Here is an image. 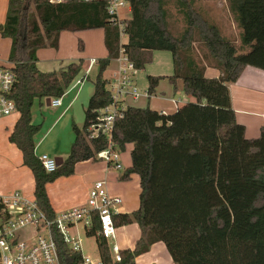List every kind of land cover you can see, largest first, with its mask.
Listing matches in <instances>:
<instances>
[{"label":"trees","instance_id":"obj_1","mask_svg":"<svg viewBox=\"0 0 264 264\" xmlns=\"http://www.w3.org/2000/svg\"><path fill=\"white\" fill-rule=\"evenodd\" d=\"M132 16L124 19L128 41L121 43L118 25L111 20L104 0H9L1 34L12 39L9 60L16 83L12 96L20 116L9 135L33 172L35 198L49 218L54 211L47 186L59 177L75 173L76 164L98 160L111 143L101 131L94 135L102 108L113 101L104 72L121 48L136 69L152 61L154 50L173 55L175 85L184 80L185 92L194 98L174 113L150 106L128 105L112 130L114 150L133 143L132 164L121 174L140 177V205L114 215L116 227L138 223L141 235L133 248L113 255L111 242L98 234V214L86 231L95 236L103 264H136L138 255L156 242H164L175 264H264V126L249 138L232 105L229 84L236 82L248 65L264 69V0H229L241 29V45L198 11L191 0H128ZM178 3L186 26L175 33L170 4ZM103 28L108 55L99 60L95 89L80 127L73 122L75 140L64 162L46 171L36 153L35 136L41 124L33 122L36 100L64 95L79 76L82 62L44 72L37 65V51L58 47L64 30ZM205 50L203 59L193 53L194 42ZM218 68L208 77L206 68ZM163 76L149 75L148 92L156 91ZM3 205L0 203V210ZM55 239L63 259L82 263V253L72 251L60 234Z\"/></svg>","mask_w":264,"mask_h":264},{"label":"crops","instance_id":"obj_2","mask_svg":"<svg viewBox=\"0 0 264 264\" xmlns=\"http://www.w3.org/2000/svg\"><path fill=\"white\" fill-rule=\"evenodd\" d=\"M2 8H3V12H2ZM128 8H129V11L132 12L131 5L128 6ZM8 9H9V0H0V26L3 25L7 20ZM228 11L232 13L231 9ZM123 19H128V18H123ZM227 25L229 29H231V27L236 26L239 29V33H241V29L238 27L236 20H234L233 22L231 19L228 18ZM225 30H227V28H225ZM100 34H101L102 42L104 44H103L102 49L100 48V46H99V50L97 48V51L99 53L97 55L98 57L105 58L108 55V50L105 45V31L103 28H101ZM0 35L2 36L3 39L9 40V50H8V58H7L8 60H6L9 62L10 61L9 55H10V50L12 46V39L10 37L3 36L1 34V31H0ZM225 35L230 38V34L227 35L225 33ZM239 35L241 36V34ZM240 36L238 40H235V38L232 37V39H234L239 45H241ZM97 39L99 41L98 43H100L99 36L97 37ZM127 41H128V35L125 34L123 37H121V43H126ZM83 47L85 48L84 44H83ZM44 49L45 48L42 47L37 51L38 58H39L37 65L41 71L48 72V71L59 70L67 66L71 62H79V61L82 62V70L79 76L71 83V85L66 90L64 95L60 97L61 98L60 105H54L52 103V100H53L52 97H50L51 103L48 102V98L39 100L40 101V111L41 113L45 115H44V118L42 119L40 118L34 119V115H33V122L36 124H41V130H44L45 134L43 135L40 141L36 140V136H37L36 134L35 136L36 148L37 146L39 147L40 144L44 145L46 138L49 137L50 135L53 136L55 132L57 134L58 131L62 129V127H64L63 129L66 130V128L68 127V124L72 125L73 122H76L77 125H79L80 127L84 124L85 109L87 107L89 98L95 89L94 82H95V78L99 70V60L101 59V58L97 59V61L93 63L92 65H91V59H76V58L48 59L44 55L45 53H43L45 52ZM120 53H121V50H120ZM0 56H2L1 53H0ZM71 57H74V56H71ZM0 60H2V58H0ZM120 66H121V63L118 57L111 60L109 66L104 72V77L108 80V82L112 80L114 77H118L120 75L119 73ZM173 73H174V61H173L172 53L168 50H154L152 52L151 62L147 63L142 69H135L134 71H132V78L135 81V84L138 87L140 85L143 89H145L146 90L145 94L141 92V89L139 88V91H140L139 97L134 98L128 95L123 101V104L126 106L128 105L139 106V107L150 106L151 108H153L152 100L161 95L166 98H171V100L175 102V104H173V106H168V107H166L164 104L163 105L159 104L161 105V107L158 110L166 114L174 113L178 108H180L187 102L193 101L194 98L185 92L184 80L182 78L177 79L176 88H175V85L171 83V81L169 80V76L173 75ZM205 74L208 77H218L221 74V72L218 68L207 65ZM149 75L163 76L158 86L156 87V91L152 94H149L148 92ZM229 90L231 94L232 105L236 111L238 121L243 123L246 126V133L249 138L257 137L260 134L261 128L264 126V69H261L259 67L252 66V65L246 66L243 72L241 73L239 79L236 82L229 84ZM176 94L179 95L177 99L174 98ZM142 97L144 99L142 103H139L138 101ZM14 114H18V117L16 121L12 124V128L9 132V135L11 134L15 126V123L17 122L20 116V111H18L17 113L8 115V116H12ZM8 116L3 117V118L7 119L9 118ZM72 134H74L73 131H72ZM9 135H8V138H9ZM58 136L60 137L56 140L57 141L56 145L49 146L47 149L45 148L43 153H47L51 155L52 157H55L56 159L61 158L62 161L64 162V160L68 157L70 153L71 146L69 147L70 144H65L63 142L64 138H62V135H58ZM70 138L72 139V137ZM10 144L12 147L15 146L16 149L20 151L19 148L11 141H10ZM100 160L101 159L99 158L96 161L87 160V161L79 162L76 164L74 174L70 176H62L55 181V184H53L55 185L54 187L55 189L57 188L64 189L63 184L69 185L68 190H66L68 193L66 194V199L64 201L56 198L57 196L55 197L52 194V192H49L47 190L49 193L54 211L56 213L64 211L66 209L76 207V206H80L86 203L89 190L93 186L95 179L96 180L99 179L100 175H102L103 173H105V175L108 176L110 174L111 168L114 167V165H109L105 161H104L105 163H101ZM131 164H132V158H131L130 165L128 167H130ZM119 175L121 176V173H119ZM22 176L23 175H20V174L19 176L17 175L13 176L10 179L6 180L5 184L0 185V196L12 195L16 191H20L22 194H24L27 197H29V193L31 191H34V194H35L36 181H35L33 172L29 180H25L24 176L23 177ZM105 179L107 181V178ZM14 180H18V184L14 188H9L10 181H14ZM130 180L137 181L138 186H140V177L138 174H132L130 176ZM107 184H108V181H107ZM108 188L110 192L112 193L109 185H108ZM116 190L120 191L119 188H117ZM140 191H141V186H140ZM138 205H140V200H139ZM122 207H123V209H121L122 213H127L128 211H131L130 209L133 208V207L128 208L127 198L125 200V203H123ZM136 209L137 208H135L134 210ZM164 245H162L161 242H156L150 247V249L152 250V253L150 252V254H152L153 256V259H152L153 264H163V262L161 261V258L158 256V254H155L154 252L155 250H158L159 252L161 250H165L163 247ZM162 256L164 255L162 254ZM165 262L166 264H175L174 261H171V262L168 261V257L167 259L165 257Z\"/></svg>","mask_w":264,"mask_h":264},{"label":"built area","instance_id":"obj_3","mask_svg":"<svg viewBox=\"0 0 264 264\" xmlns=\"http://www.w3.org/2000/svg\"><path fill=\"white\" fill-rule=\"evenodd\" d=\"M63 1L50 0L51 3ZM104 1L108 15L118 25L120 35L123 37L126 33L120 10L130 6V2ZM118 58L121 63L120 75L108 82L113 101L101 109L98 123L94 126V135L101 131L108 135L111 143L99 153V158L117 169H123L120 152L113 149L112 130L116 118L121 117L127 107L123 104L126 96L137 98L140 91L132 78V71L136 68L122 48ZM96 61L97 59H91V65ZM13 66L11 61L0 60V118L19 111L12 96L17 79ZM52 103L60 105L61 98H53ZM39 159L48 172L58 168L57 159L47 153L40 154ZM0 203L3 205L0 210V264H72L73 259L62 258L55 233L60 234L72 251L82 253L81 264H103L100 254L95 256L84 254L83 238L72 235V229L78 228L81 224L86 233L93 225V215L98 214L100 223L98 234L111 242L117 238L114 215L121 213L123 199L120 195L111 193L106 179H102L93 184L85 204L57 212L52 219L41 209L36 198L31 199L20 191L0 196ZM111 247L115 259L120 261L122 248L117 243H111Z\"/></svg>","mask_w":264,"mask_h":264},{"label":"rangeland","instance_id":"obj_4","mask_svg":"<svg viewBox=\"0 0 264 264\" xmlns=\"http://www.w3.org/2000/svg\"><path fill=\"white\" fill-rule=\"evenodd\" d=\"M193 3V6L200 11L206 18H208L211 22L216 23L219 25L225 34H230V38L234 37L235 40L239 39V29L234 26L229 29L227 22L228 18L231 19L233 22L235 20V15L233 13H230L228 10H230V1L229 0H191ZM170 21L172 25V29L175 33H179L182 31L183 28L186 26V21L182 13L179 11V6L178 3L173 1L170 4ZM3 12V8H2ZM120 15L123 18H130L132 16V12L129 11L128 6H125L121 8L120 10ZM227 28V30H225ZM225 30V31H224ZM63 33V34H62ZM101 28L97 29H87V30H78V31H72V30H64L60 34V39H59V46L58 47H51V46H46L43 47L45 48V53L44 55L48 59H99L102 57H98L97 54V48L99 50V46L102 49L103 48V42L101 39ZM99 36L100 38V43H98L97 37ZM3 40V41H2ZM83 44L85 45V48L83 47ZM201 44L199 42H194L193 46V53L197 59H203V55L205 53V50L201 49ZM8 50H9V40L8 39H3L2 36L0 35V53L2 56V61L8 60ZM43 51V49H42ZM74 56V57H71ZM94 74V72H93ZM108 74V73H106ZM139 88L141 89V92L145 94V89H143L140 85ZM161 97V98H160ZM179 95L176 94L174 98H178ZM143 97L138 101L139 103H142ZM152 107L158 110L161 105H165L166 107L168 106H173L175 102L171 100V98H166L164 96H159L156 97L152 100ZM161 104V105H159ZM159 111V110H158ZM34 119L37 118H44L43 113L40 111V101L36 100L33 109H32ZM9 118L5 119L2 118L0 119V185L5 184L6 180L10 179L13 176H19L23 175L25 180H29L32 172L31 170L23 164V156L16 149L15 146H11L8 135L9 132L12 128V124L16 121L18 114H14L12 116H8ZM49 118V117H48ZM41 122V120H40ZM73 124V123H72ZM64 126V125H63ZM62 127L61 130L58 131V133L52 136L50 135L49 137L46 138V141L44 145L40 144V146L36 148V153L38 155L42 154L44 149L48 148L49 146H54L57 143V139L60 137L58 135H62L63 142L65 144H70L72 146V143L75 140V133L72 129V125L68 124V127L63 129ZM72 131L74 134H72ZM45 134L44 130H39L36 136V140L40 141L43 135ZM72 137V139L70 137ZM74 138V140H73ZM73 140V141H72ZM134 147L133 143H128L126 145V148L124 151L120 152V160L123 165V169H117L115 167L111 168L110 174L108 176L103 173L100 175L99 179L97 180H102L107 178L108 185L114 194H118L122 197L123 203H125V200L127 198V203H128V208L133 207L130 209L134 210L135 208H138L139 200H140V186H138L137 181L134 180H122L119 179L120 175L119 173H123L125 168H127L130 165L131 162V149ZM101 163H105L104 160H100ZM18 169V171H17ZM118 174V175H116ZM22 176V177H23ZM119 176V177H118ZM9 177V178H8ZM60 178V177H59ZM95 179L94 183L97 181ZM56 181V180H55ZM55 181L49 183L47 186V190L49 192H52V194L64 201L66 199V194L68 193L66 190H68L69 185L68 184H63L64 189H55ZM18 184V180L10 181L9 188H14ZM119 188L120 191L115 189ZM113 188V190H112ZM14 191V190H13ZM34 191H31L29 193V197L31 199H34ZM123 209V207H122ZM126 210V209H125ZM127 211V210H126ZM72 232L75 237H82L83 238V249H84V254L86 255H92L95 256L98 254V249H97V240L95 237H90L87 236L85 233L84 228L82 227L81 224H79L78 228L72 229ZM116 235L117 238L112 240L111 243H117L121 248H133L136 240L140 237L141 231L139 228L138 223L134 222L129 225H124V226H119L116 227ZM161 242V241H160ZM162 245H164L163 242H161ZM165 250H161L160 252L158 250H155V254H158V256L161 258V261L163 264H166L165 262V257L168 261H173L171 259V256L165 247L163 246ZM152 250H148L147 252H144L140 255L137 256L136 264H153L152 259L153 256ZM164 256H162V254ZM161 256H160V255ZM171 259V260H170ZM173 263V262H172Z\"/></svg>","mask_w":264,"mask_h":264},{"label":"water","instance_id":"obj_5","mask_svg":"<svg viewBox=\"0 0 264 264\" xmlns=\"http://www.w3.org/2000/svg\"><path fill=\"white\" fill-rule=\"evenodd\" d=\"M48 102L51 103V99L50 98H48ZM57 163H58V166H60L63 163L62 159L58 158L57 159Z\"/></svg>","mask_w":264,"mask_h":264}]
</instances>
